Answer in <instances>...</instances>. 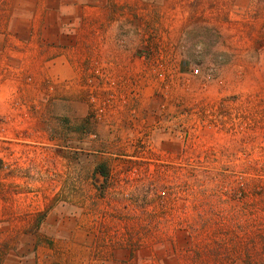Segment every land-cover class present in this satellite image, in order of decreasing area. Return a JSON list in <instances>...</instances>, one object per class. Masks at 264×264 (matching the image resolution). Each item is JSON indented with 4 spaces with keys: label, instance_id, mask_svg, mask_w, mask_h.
<instances>
[{
    "label": "rangeland",
    "instance_id": "1",
    "mask_svg": "<svg viewBox=\"0 0 264 264\" xmlns=\"http://www.w3.org/2000/svg\"><path fill=\"white\" fill-rule=\"evenodd\" d=\"M59 1L76 77L0 39V264H264V1Z\"/></svg>",
    "mask_w": 264,
    "mask_h": 264
},
{
    "label": "crops",
    "instance_id": "2",
    "mask_svg": "<svg viewBox=\"0 0 264 264\" xmlns=\"http://www.w3.org/2000/svg\"><path fill=\"white\" fill-rule=\"evenodd\" d=\"M3 3L5 17L0 39L5 56L10 54L20 59L19 64L30 65V71L37 81H53L64 72L69 74L72 72V76L76 77L73 70L75 62L70 55H58V52H62V49L84 48L89 42L81 33H78L80 36L75 35L77 32L72 27L79 26L77 18L71 15L72 12L65 10L63 2L5 0ZM92 13L94 12L89 11V15ZM95 13L96 16L99 11ZM99 19L98 25L102 27L108 25L110 26L107 28L108 33H115L116 24L120 20L106 21L104 17ZM114 42L107 38L103 46L111 49Z\"/></svg>",
    "mask_w": 264,
    "mask_h": 264
},
{
    "label": "trees",
    "instance_id": "3",
    "mask_svg": "<svg viewBox=\"0 0 264 264\" xmlns=\"http://www.w3.org/2000/svg\"><path fill=\"white\" fill-rule=\"evenodd\" d=\"M264 1V0H263ZM97 171V173H99L101 176L106 177L107 172L105 170V166L104 165H98L95 169Z\"/></svg>",
    "mask_w": 264,
    "mask_h": 264
}]
</instances>
